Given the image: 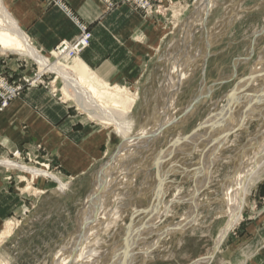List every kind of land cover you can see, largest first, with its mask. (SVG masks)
<instances>
[{"label":"rangeland","instance_id":"1","mask_svg":"<svg viewBox=\"0 0 264 264\" xmlns=\"http://www.w3.org/2000/svg\"><path fill=\"white\" fill-rule=\"evenodd\" d=\"M203 1L148 0L152 7L151 13L138 8L133 0L122 2L139 11L144 18L162 17L166 24L165 39L157 49L143 83L135 88L121 87L129 91L130 96H138L128 116L132 122L129 142L135 143L131 149L123 147L121 137L111 127L92 121L72 101H62L60 92L63 81L60 78L56 80V74L45 73L39 78L42 84L30 86L24 80L36 81L41 74L39 66L29 57L0 50L2 60L15 58L29 66L28 71L15 81L0 69V80L7 87L20 88L19 95L1 108V93H5V90L0 87V113L12 100L20 98L26 89L40 87L54 97L58 96L61 102L70 104L90 122L104 126L112 134L111 145L103 159L77 179L64 177L59 166L46 158L48 154L39 145L34 150H16L7 156H0L1 160L15 161L18 166L26 168L49 166L48 172L55 176H31L27 171L8 169L1 164L0 172L4 174V181L8 183L9 190L23 197L24 209L0 226L2 232L5 223L12 221L16 225L10 238H6L8 243L4 245L9 257L2 258L0 255V263L57 264L59 260L65 259L63 256L77 248L76 240L82 237L79 233L83 229L88 233L86 249L97 252L96 259L89 264H140L142 246L151 241L157 232L164 230L169 231L151 250L148 264H196L211 253L214 240L228 223L225 212L233 195V181L249 164L255 147L260 149L264 145V110L250 113L240 124L242 128L229 136L217 151L218 159L213 163L209 182L201 187L196 201L200 208L195 221L182 233L172 228L187 222L188 215L185 214L190 207L195 169L200 172L199 178L203 175L202 169H198L203 150L195 149L187 154L184 153L190 149L187 145L165 161L162 168H171L172 171L169 170L165 179L167 190L160 211L164 207L169 210L158 218L159 221L151 212L155 206L153 189L156 187V176L151 166L156 155L166 149L168 144L196 131L203 135L206 132L204 127L222 114L226 106L232 105L234 98L251 90L248 78L264 68V0H214L210 2L213 6L209 3L208 9H200ZM102 2L106 11L116 8L112 0ZM49 60L55 62L57 58L52 56ZM244 83L246 88H242ZM169 92L172 95L164 108ZM230 92L233 94L227 99ZM235 122L236 119L230 125L231 130L239 126ZM155 125L158 132L151 134ZM148 133L149 138L145 143L142 137ZM17 151L19 159L17 155L13 157ZM27 154L36 156V162L33 159L29 161ZM258 162H264V152ZM258 169L246 189L241 215L227 238L242 220L249 196L258 182L250 190L246 202L247 190L255 178L263 173L261 167ZM59 183L65 187L60 188ZM258 204L264 205V198L253 204L252 211L258 210ZM112 210L118 213L115 219L110 217ZM95 211L100 215L98 219L90 221L97 215ZM153 221L156 223L149 230L148 225ZM86 223L88 225L85 227ZM130 228L134 233L132 235ZM227 238L219 252L223 250ZM129 242L134 247L131 248V254L127 255L125 250ZM17 248L19 254L11 255L10 252ZM219 252L211 264L219 263Z\"/></svg>","mask_w":264,"mask_h":264},{"label":"crops","instance_id":"2","mask_svg":"<svg viewBox=\"0 0 264 264\" xmlns=\"http://www.w3.org/2000/svg\"><path fill=\"white\" fill-rule=\"evenodd\" d=\"M62 1L68 12L45 0H2L31 45L48 60L58 44L75 39L80 23L88 28L92 38L79 57L70 59L72 64L80 63L91 76L109 85L129 89L143 83L166 36L164 19L144 18L139 11L122 3L124 0H112L116 8L110 12L101 0ZM0 61V69L13 81L29 69L19 59L0 58ZM61 99L44 88L33 87L12 100L0 113V156L16 150H34L39 145L64 177L76 179L102 160L111 145V132L64 103L71 100L61 102ZM263 174L264 171L247 190L246 202L258 182L241 222L220 251L218 264H264V205L258 204V210L252 211L253 204L264 198ZM23 205V197L9 190L0 172V226L11 216H18ZM8 241L0 247L2 258L9 257L4 247ZM10 254L18 255V248Z\"/></svg>","mask_w":264,"mask_h":264},{"label":"bare ground","instance_id":"3","mask_svg":"<svg viewBox=\"0 0 264 264\" xmlns=\"http://www.w3.org/2000/svg\"><path fill=\"white\" fill-rule=\"evenodd\" d=\"M213 1L214 0L203 1L201 5L202 8L200 9H208L209 3ZM211 4L212 3H210V5ZM211 6H213V4ZM0 50L7 51V52H13V53H17L18 55L29 57L39 66L41 70L40 75H43L45 73L56 74L57 78L55 79L57 80L58 78H60L63 81V87L61 89V93H62L61 96L64 101L71 100L72 102L76 104V106L78 107V110L85 112L92 121H97V122L99 121L100 124H103L106 127H111L115 131V133H117L121 137L122 143H124L123 147L125 149L126 148L131 149L132 147H134L135 143L129 142L131 141L130 135H131V129H132V122L128 119V116L131 113L133 106L136 103V100L138 97L137 94L130 96L129 91H127L126 89H123L120 86L112 87L106 82L99 80L95 78L94 76H91L88 73V71L85 70V68H83L80 65V63L75 65V64H72L70 60H65L66 57H68L67 55L65 56V58H62L57 53L52 52L53 57H56L57 60L55 62H50L47 58L40 55L39 52L31 45V43L29 42L27 37L24 35V33L18 28L16 22L13 20L8 10L4 7L2 0H0ZM79 56L80 54L76 53L74 54L73 58H77ZM247 81L252 86L250 88L251 90H249L248 92H245L243 95L240 94L241 93L240 92L239 93L240 96L239 97L237 96V98L233 99L234 102L232 103V105L227 104L228 106L224 108V112L220 114L219 116H217L218 118L215 117L217 119L213 118V120L209 122V124L206 123L208 125L204 127V129L206 128V132L203 135H199L198 131H196L195 133H192L187 137H178L176 138L175 141H172V143L168 144L166 149L159 152L154 158V161L152 162V166H151V171L155 172V176H156V181H155L156 187L154 186V189H153V193H154L153 199L155 201L154 202L155 206H153L152 211L151 210L150 211L153 212L157 216V220L166 210H169L167 209V207H164V210L160 211V205L162 204V201L164 199V196L167 190V189L165 190V185H164L165 179H166L167 174L169 173V170L172 171L171 168L167 170L162 168L165 161H167L171 156H173V154H175L176 151L182 150L187 145H189L190 149L189 150L187 149L188 152L183 151L184 153H187V154L192 152V150H195V149L196 151L197 150L199 151L200 149L203 150L201 154V159H200L201 167H198V169L199 168L202 169L203 175L199 178L198 173L200 172H198L197 169H195L194 188H193L192 193H190L191 195H190V201H189L191 205L193 203L192 198L194 197L195 192L199 191L204 184L206 185L209 182L210 172L212 170L213 163L218 159V157L216 156V153L220 148L223 147L224 142H225V140L221 139L224 133L232 129L231 126L234 123L235 119H236L235 123L240 125L242 121H244L250 116L249 115L250 113L252 114V112H256L260 110L262 111V109L264 110V68L260 69L259 71H256L253 76L248 78ZM245 85L246 83L242 85V88H246L247 86ZM243 91L244 89L242 90V92ZM168 94H169L168 101L166 102L164 108H166V106L168 105L172 92L171 93L169 92ZM232 94L233 92L231 93V95ZM231 95L229 96V99L231 98ZM156 126L157 125L153 127L154 129L152 130L151 134L158 132V128ZM200 127H198V129ZM215 130H217V132L214 133L213 131ZM202 133H203V130H202ZM142 138L144 139V142L146 143L147 142L146 140L149 138V133L143 135ZM263 152H264V145H262L260 149H257L255 147L254 152L249 158L250 159L249 164L246 165V168L244 169L243 173L239 175L236 179L233 178L235 179V181H233L234 191H233L232 197H230V201H228L227 203L228 204L227 210L225 212L228 218V223L226 227L222 230V232L214 240L213 247H212V249L216 247L217 252L220 249L222 243L227 238L231 229L236 224L238 217L240 216V213L242 210V202L245 197L246 189L248 185L251 183V181L253 180L254 176L257 175V172L259 170L258 167H261L262 170L264 171V162H260V163L258 162ZM16 158H18V155L16 156ZM1 161L2 162H0V166L1 164H3L7 166L6 168L8 169L14 170L17 168L23 172L27 171L30 173L31 176H36V177L43 176V177H48V178L55 177L54 175L49 173L48 170H42L40 168H33V167L26 168L25 166H18L15 161L11 162L8 159L1 160ZM197 178L199 180H197ZM59 185L61 188H64V185L62 183H59ZM96 214L97 215L92 217L90 221L92 219L95 220L97 217H99L100 213L97 212ZM110 217H113L115 219L118 217V213L113 212L112 210ZM189 218L190 216L187 218V220ZM154 222L155 221H153L152 223H150V225H148L149 230L153 228ZM87 225L88 224L86 223L85 227ZM15 226H16L15 223L12 221L5 223L4 229L2 230V232H0V246H1V243L7 237L10 238L9 236L12 234ZM136 228H139V227H136ZM130 229H131L130 235L134 234L132 228ZM85 231L83 229L82 237L79 236L80 239L78 238L76 240L77 248L74 250H71V253L69 254L67 253L68 254L67 256H63L67 261L65 262L64 261L65 259L59 260L57 264H80V262H82L83 264L93 263V259L97 257L96 256L97 252L94 250L86 249L85 244L87 242L86 236L88 233ZM126 247H127V251L125 250V252L128 255V253H130L131 251V248H133L134 246H132V244H130L129 242V244L126 245ZM211 254H212V251L205 258V260L199 261L196 264H210L213 260ZM0 264H5V263H0Z\"/></svg>","mask_w":264,"mask_h":264},{"label":"built area","instance_id":"4","mask_svg":"<svg viewBox=\"0 0 264 264\" xmlns=\"http://www.w3.org/2000/svg\"><path fill=\"white\" fill-rule=\"evenodd\" d=\"M48 4L53 5V6H57L59 8H61L64 11L68 12V9L66 8V6L64 5L62 0H45ZM104 1V0H102ZM135 5H138V8H142L145 10V12H150L151 13V9L152 7L149 5L148 0H133ZM78 29H79V33L78 35L75 37V39L71 40V41H63L61 42L56 49L53 51L55 53H57L60 57L65 58V56L67 55L68 57H66L67 60H70L71 58L74 57V54L78 53L81 54L85 49H87L89 47L90 41H91V34L89 33L88 28L80 23H77ZM41 77L38 76L36 81H29V80H24L25 83H27L30 86H33L34 84L37 83H41V81H39V78ZM0 87L3 88L5 90V93H1V108H4L7 106L8 102L15 98L16 96L19 95V91L20 88L16 87V88H11V87H7L6 83L2 80H0ZM16 155H18V158H20V154L19 152H15V154H13V157H15ZM28 160L30 161V159H33V161L36 162V156H29V154L26 155ZM38 164V163H37ZM40 165V164H39ZM41 169H45V170H49V166H42Z\"/></svg>","mask_w":264,"mask_h":264},{"label":"water","instance_id":"5","mask_svg":"<svg viewBox=\"0 0 264 264\" xmlns=\"http://www.w3.org/2000/svg\"><path fill=\"white\" fill-rule=\"evenodd\" d=\"M232 92H230V94L227 96V99L229 98V96L231 95ZM242 128V125H239L236 129L230 130L226 133H224L223 137L221 138L222 140H226L229 136H231L233 133H235L236 131L240 130ZM207 150V149H206ZM201 164V163H200ZM201 167V165H200ZM203 189V188H202ZM202 191V190H201ZM195 192L194 197L192 198L193 203L190 205L188 211L186 212L185 215H188V217L190 216V218L187 220L186 223L182 224V225H175L172 230L178 232V233H182L186 230H188L194 223L195 218H196V214L198 209L200 208V205L198 203H196V200H198V196L200 195V192ZM169 230H164V231H160L157 232L154 235V238L149 241L147 244H145L144 246H142V248L140 249L139 255H140V264H148L150 262V259L148 258L151 250L155 248V246L157 245L158 241L164 237ZM79 235H82V230L80 231ZM217 253V249L216 247H214L212 249V259L215 257Z\"/></svg>","mask_w":264,"mask_h":264}]
</instances>
